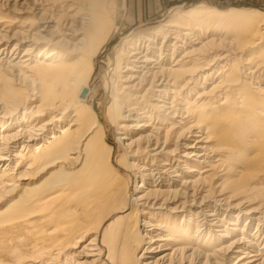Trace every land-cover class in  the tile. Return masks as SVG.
Masks as SVG:
<instances>
[{
  "label": "bare ground",
  "instance_id": "6f19581e",
  "mask_svg": "<svg viewBox=\"0 0 264 264\" xmlns=\"http://www.w3.org/2000/svg\"><path fill=\"white\" fill-rule=\"evenodd\" d=\"M116 6L0 0V264H264V13L175 9L122 37L102 123Z\"/></svg>",
  "mask_w": 264,
  "mask_h": 264
},
{
  "label": "rangeland",
  "instance_id": "374dc122",
  "mask_svg": "<svg viewBox=\"0 0 264 264\" xmlns=\"http://www.w3.org/2000/svg\"><path fill=\"white\" fill-rule=\"evenodd\" d=\"M116 3V7L119 11L117 18L118 28L114 31V33H112L111 38H109L104 48L97 54V57L95 58V70L92 78L89 81L91 89L89 96L92 94L90 98L94 104V108L99 121H101L102 123H104L106 119L105 112H103V105L106 96L104 76L108 69L109 53L112 47L116 43H118L122 37L130 33L137 34L151 32L154 28L158 27L160 23L169 19L172 15L171 13L175 11V9L185 11L195 7H215L219 9L232 7L258 9L264 13V0H116ZM212 30H215V28H212ZM202 41H205V38L202 39ZM250 56L251 54L243 55L241 60ZM209 83H211V81L208 80L206 84H203V86L207 87L206 90L211 87V84ZM188 97H192V99L195 98V96L192 95H189ZM136 134H138V132L134 131L130 135H127L126 138H133ZM117 136H119V134L114 127L106 130L105 143L106 146H113V159L114 157L119 158L124 150L121 146L115 144V139ZM193 141L194 137H190V140H188V142L190 143H192ZM169 148H172V146H169ZM181 150H179V153H182ZM178 159L181 160V158ZM135 162L137 163V161ZM181 166L183 165H180L179 167ZM177 172L179 174L182 173L181 169L179 170V168ZM174 178L177 180V177ZM144 183L147 182H141V184L143 185V188L141 189H144L147 186V184ZM173 205L174 204H172L171 206ZM247 224L246 226H244V220H242L240 221L238 226L240 228L244 227V229L248 228L249 232H252L255 229L254 222L252 224ZM162 249H164V247L156 250V252H152L150 254L146 253L145 262H150L158 255L163 253L165 250Z\"/></svg>",
  "mask_w": 264,
  "mask_h": 264
},
{
  "label": "water",
  "instance_id": "95a60500",
  "mask_svg": "<svg viewBox=\"0 0 264 264\" xmlns=\"http://www.w3.org/2000/svg\"><path fill=\"white\" fill-rule=\"evenodd\" d=\"M86 94V88H83L80 92V96L83 97Z\"/></svg>",
  "mask_w": 264,
  "mask_h": 264
}]
</instances>
